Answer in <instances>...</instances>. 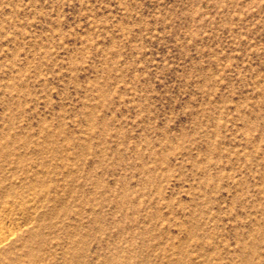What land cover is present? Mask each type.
<instances>
[{"label": "rangeland", "instance_id": "1", "mask_svg": "<svg viewBox=\"0 0 264 264\" xmlns=\"http://www.w3.org/2000/svg\"><path fill=\"white\" fill-rule=\"evenodd\" d=\"M0 229V264H264V0H0Z\"/></svg>", "mask_w": 264, "mask_h": 264}, {"label": "bare ground", "instance_id": "2", "mask_svg": "<svg viewBox=\"0 0 264 264\" xmlns=\"http://www.w3.org/2000/svg\"><path fill=\"white\" fill-rule=\"evenodd\" d=\"M1 230H2V229H0V243L2 242L1 244H3V243H5V242H3V241L6 240L7 237L5 236V234H4L5 237H4V236H1ZM2 233H3V231H2ZM11 233H12V232H11ZM8 234H9V233H8ZM12 234H13V233H12ZM12 234H11V235H12ZM11 235H9V237H10ZM0 246H1V245H0Z\"/></svg>", "mask_w": 264, "mask_h": 264}]
</instances>
